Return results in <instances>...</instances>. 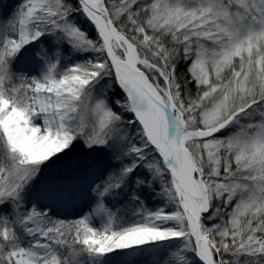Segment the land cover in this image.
I'll return each instance as SVG.
<instances>
[{
  "label": "snow or ice",
  "instance_id": "1",
  "mask_svg": "<svg viewBox=\"0 0 264 264\" xmlns=\"http://www.w3.org/2000/svg\"><path fill=\"white\" fill-rule=\"evenodd\" d=\"M144 254L264 264V0L5 4L0 264Z\"/></svg>",
  "mask_w": 264,
  "mask_h": 264
},
{
  "label": "rangeland",
  "instance_id": "2",
  "mask_svg": "<svg viewBox=\"0 0 264 264\" xmlns=\"http://www.w3.org/2000/svg\"><path fill=\"white\" fill-rule=\"evenodd\" d=\"M15 2H16V0H0V10H2V8L5 4L14 6ZM85 210H87V209H85ZM69 218H71V217H69ZM96 226L97 227L100 226L99 221L96 222ZM127 259L130 262H132V264H135V262H139V264H148V261L151 259V257L148 256L147 254H144V255H139V256L128 257Z\"/></svg>",
  "mask_w": 264,
  "mask_h": 264
}]
</instances>
